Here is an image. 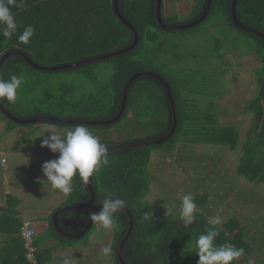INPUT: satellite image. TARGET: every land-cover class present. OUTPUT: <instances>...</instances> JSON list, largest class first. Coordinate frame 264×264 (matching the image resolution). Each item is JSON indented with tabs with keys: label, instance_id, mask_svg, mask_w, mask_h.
Listing matches in <instances>:
<instances>
[{
	"label": "trees",
	"instance_id": "1",
	"mask_svg": "<svg viewBox=\"0 0 264 264\" xmlns=\"http://www.w3.org/2000/svg\"><path fill=\"white\" fill-rule=\"evenodd\" d=\"M5 2L7 3V0ZM231 2L232 0H211L208 15L202 22L188 29L177 30L164 29L159 25L156 19V0H118V10L121 15L133 25L138 33L136 46L132 50L119 55L86 63L79 67L60 70L81 69L101 61L111 62L114 71L109 82L112 100L108 115L63 117L38 112L25 117L52 116L60 119H110L120 109L124 85L131 76L141 72L150 71L159 75L170 87L177 121L173 136L160 145H139L125 150L108 151L110 163L101 167L98 172H94L88 178L95 194L93 204L83 209H70L58 215V223L64 231L71 234L81 232L89 221L90 214L102 204L105 197L112 194L111 199L119 198L126 202L125 206L133 216V228L121 252L122 259L126 264H197L198 255L194 249L195 241L201 233L213 227L219 230V236L216 238L217 245L227 243L234 245L236 248L244 249V255L232 261L231 264H247L249 257L254 253V247L247 239L246 225L240 219L234 217L219 225H213L209 217L202 211L207 202L205 193L194 196V202L197 205L194 212L196 220L188 227H185L181 221L180 212L172 210L156 211L153 205L146 200L151 183L147 166L151 152L155 148L170 150L177 138L190 136L192 132L205 143L222 145L235 151L239 143L240 131L235 126H228V124L224 126L216 122L211 123V112L208 110L203 114L209 125L198 133L193 132L188 122L190 116L185 112L189 109L183 108L185 106L184 99L179 96L173 81L156 69L149 68L145 65L144 60L135 57L143 42L153 41L155 43L158 32L166 36V34H178V32L196 29L205 23L210 16L216 14L223 16V24L254 40L247 42L244 47L246 49H242L246 52L256 53L260 59V66L256 78L258 84L256 96L253 100H250L245 109L247 113H251L252 119L241 143V155L236 167V174L252 183H264V40L251 32L239 29L233 23ZM205 4L206 0H191L188 18L184 21H178L173 13L164 15L161 8L162 21L167 25L188 23L201 15ZM9 7L17 23V30L10 36L0 35V58L7 52L17 50L25 53L33 62L39 65H64L123 49L130 45L134 38L130 28L116 16L114 0H24L23 8L13 5H9ZM235 10L236 16L242 24L264 34V0H237ZM29 25L35 29V32L30 42L24 44L19 41L18 37L24 28ZM4 27L3 24H0V32L4 30ZM76 31L81 34L86 33L91 38H87V42L83 38L78 39L75 36ZM95 33L99 35L94 36ZM151 50L155 51L156 48L149 47V52ZM234 52L232 50L230 53ZM64 54L70 57L68 62L58 60ZM39 60L46 62L43 63ZM34 72L49 73L32 67L19 54L9 55L0 66V75L5 80L12 75L24 77L27 73ZM143 82H150L161 93L156 91L159 94L156 99L157 103L162 106V113L159 114V116H162V120L155 119L152 123L156 132L130 140L100 141L106 147H121L140 140L158 139L169 133L173 118L166 89L159 80L148 75H141L130 84L127 91L125 111L118 121L109 125L85 126L88 128H109L119 122L127 115L129 102H131L133 96L131 93L133 87ZM0 102L13 113L9 109V102L6 99H0ZM86 107L79 104L81 110ZM17 117L23 118L21 116ZM3 121L7 123L9 130L14 126H29L41 123L19 124L8 120L0 111V122ZM77 125L80 124H58L61 127H75ZM72 188V192L67 194L65 201L46 217L47 229L44 232L45 234L43 233V238L39 236L36 238L35 235L33 244L39 264H45L49 261L51 251V247L42 248L39 243L42 244L44 241L54 239L59 245H63L73 241V239L62 236L52 221L54 212L59 208L80 205L90 201L91 193L79 175L73 177ZM18 203V197L8 193L4 204L0 205V234L6 239V246L0 250V253H2L0 254V264H29L25 257L26 250L23 247L20 235L23 222L29 219L20 220L18 218V211L16 210ZM145 214L150 218L144 219ZM95 223L93 221L90 229ZM128 227L129 217L127 212L122 209L115 214V224L112 228L111 264H120L117 259V250L126 235ZM6 253H8L7 256H2Z\"/></svg>",
	"mask_w": 264,
	"mask_h": 264
},
{
	"label": "rangeland",
	"instance_id": "2",
	"mask_svg": "<svg viewBox=\"0 0 264 264\" xmlns=\"http://www.w3.org/2000/svg\"><path fill=\"white\" fill-rule=\"evenodd\" d=\"M190 3L191 0H164L162 10L164 15L173 13L178 21H184L188 18ZM75 33L78 39L83 38L86 42L91 38L86 33ZM250 40L254 41L223 24V16L216 14L196 29L166 36L158 32L155 43L143 42L135 57L173 81L179 96L184 99L183 108L189 109L185 112L190 116L188 122L193 132L198 133L209 125L203 114L208 110L211 123L228 124L240 131L235 151L205 143L192 132L190 136L177 138L170 150L155 148L147 166L151 183L146 200L156 211L180 212L184 194L191 193L194 197L205 193L207 202L202 211L210 220L220 217L224 222L234 217L244 222L247 239L254 247V257H249L247 264H264V183H252L236 174L241 143L252 119L245 109L258 90L256 78L260 59L256 53L242 50ZM149 47L156 50L149 52ZM231 49L235 52L230 53ZM58 60L68 62L70 57L64 54ZM113 71L111 62L101 61L75 70L27 73L22 77L16 101L9 102L8 107L15 116L23 118L38 112L63 117L108 115L112 100L109 82ZM156 91L160 93L150 82L136 84L125 117L112 127L89 130L100 141L116 142L154 134L153 121L162 120L159 116L162 106L157 103L159 94ZM79 104L87 109L81 110ZM73 128L41 122L14 126L9 130L6 122H0V160L3 155L8 157L16 146L22 150L24 143L35 149V153L39 151L41 155L51 157L56 153L41 147L43 136H48L49 131L64 134ZM28 186L32 190H41L34 183ZM43 201L45 197L41 196L38 205L41 206ZM34 229L36 238H43L44 231L38 233ZM87 233L69 243L75 248L73 252H68L53 239L39 243L42 248L52 246L48 264H64L65 261L68 264H111V256L104 255L101 248L111 247L112 228L105 229L96 222Z\"/></svg>",
	"mask_w": 264,
	"mask_h": 264
},
{
	"label": "clouds",
	"instance_id": "3",
	"mask_svg": "<svg viewBox=\"0 0 264 264\" xmlns=\"http://www.w3.org/2000/svg\"><path fill=\"white\" fill-rule=\"evenodd\" d=\"M9 5L23 8L24 0H7V3L5 0H0V24L5 26L4 30L0 32L2 36H10L17 30V23ZM34 32L35 29L31 25L26 26L18 37L19 41L28 44ZM22 82L21 76L12 75L5 80L0 75V99L14 103L17 99V90ZM48 133V136H43L41 147H47L51 152L59 155L57 158L43 163L42 172L46 179L40 181L42 184L50 183L51 188L69 194L73 190L72 179L74 176L79 175L84 182H87L94 172H98L101 167L110 163L106 145L101 143L99 138L83 124L75 126L64 134L56 131ZM111 195L104 198L99 211L90 214V219L105 229L113 228L115 214L121 211L126 203L119 198L111 199ZM196 208L193 195L191 193L184 194L179 215L185 227L195 222ZM149 218L145 214L144 219ZM222 222L220 217L211 218L213 225H219ZM218 236L219 230L214 227L198 236L194 244L195 252L198 255L197 264H231L232 261L244 255L243 248H236L227 243L217 245L216 238ZM111 251L110 246L101 248L104 255H110ZM64 264H68V262L65 261Z\"/></svg>",
	"mask_w": 264,
	"mask_h": 264
},
{
	"label": "water",
	"instance_id": "4",
	"mask_svg": "<svg viewBox=\"0 0 264 264\" xmlns=\"http://www.w3.org/2000/svg\"><path fill=\"white\" fill-rule=\"evenodd\" d=\"M236 2H237V0H232V2H231V18H232L233 23L239 29L247 31V32H251V33L261 37L264 40V34L260 33L259 31L255 30V29H252L250 27L245 26L244 24H242L238 20V18L236 16V10H235ZM210 6H211V0H206L205 8H204V10L202 11L201 15L198 18H196V19H194V20H192V21H190L188 23L167 25V24H165L162 21V16H161L162 0H156V19H157V22L159 23V25L162 28H164V29H177V30L188 29V28H191V27H194V26L198 25L200 22H202L206 18V16L208 15V12L210 10ZM114 10H115L116 16L124 24H126L130 28V30L133 32V34H134V38H133L132 43L130 45H128L127 47L123 48V49H120V50H117V51H114V52H111V53H108V54H104V55L94 56V57L87 58V59H84V60H81V61L72 62V63H68V64H64V65H57V66H43V65L36 64L25 53H23L22 51L15 50V51L7 52L6 54H4L0 58V66L3 63V61L9 55L19 54V55L23 56L32 65V67H34L36 69H39L41 71L56 72V71H60V70L68 69V68L79 67V66L84 65L86 63L103 60V59H106V58H109V57H112V56H115V55H119L121 53L128 52V51L132 50L136 46V44L138 42V33H137L136 29L133 27V25L130 22H128L121 15L120 11L118 10V0H114ZM141 75L151 76V77L159 80L164 85V87L166 89V92H167V96H168L169 101H170L171 110H172V118H173L172 127H171L169 133H167L165 136H163L161 138L150 139V140H140V141H136V142L127 144L125 146H121V147H107V150L109 152H114V151L129 149L131 147L139 146V145H160V144L166 142L168 139H170L173 136L177 121H176V112H175V107H174V104H173V98H172L170 87H169L168 83L162 77H160L159 75H157V74H155L153 72L137 73V74L131 76L128 79V81L126 82V84L124 85V88H123L120 109H119L118 113L114 117H112L110 119H106V120L60 119V118H56V117H52V116H36V117H31V118H20V117L15 116L8 109H6L2 105L1 102H0V111L3 113V115L8 120L14 121V122L19 123V124H33V123H38V122H51V123L60 124V125H62V124L63 125L84 124V125H93V126L109 125V124H111L113 122L118 121L122 117V115H123V113L125 111L126 97H127L128 88H129L130 84L137 77H139ZM85 183L88 186V189H89V191L91 193L90 201L87 202V203H84V204H80V205L61 207V208H59L58 210H56L54 212L53 217H52V221H53V224H54L55 228L58 230V232L62 236L66 237L68 239H73L74 240V239H79V238L83 237L89 231V229H90V227H91V225L93 223V221L91 219H89V221L87 222V224L83 228V230L81 232H79V233H76V234H71V233H68V232L64 231L62 229V227L58 223V215L60 213H62L64 211H67V210H70V209H83V208L93 204L94 199H95L94 190H93V188H92V186L90 184L89 179ZM100 207H102V204H100L98 207H96L93 212H97L100 209ZM123 209L127 212V215L129 217V227L127 229L125 237L121 241V243L119 245V248L117 250V259L120 262V264H126L124 262V260L122 259L121 252H122V249H123V246H124L125 242L127 241L129 235L131 234V231H132V228H133V216H132L131 211L126 206Z\"/></svg>",
	"mask_w": 264,
	"mask_h": 264
},
{
	"label": "crops",
	"instance_id": "5",
	"mask_svg": "<svg viewBox=\"0 0 264 264\" xmlns=\"http://www.w3.org/2000/svg\"><path fill=\"white\" fill-rule=\"evenodd\" d=\"M69 127L72 128L74 126ZM19 147L20 146H16L8 157L3 155L7 160H4V157H2L0 160V162H2L0 163V205L4 204L6 200V194L16 193V195H14L18 197L19 200V203L16 206L18 218H20V220H31L38 233L41 230L45 232L47 229L46 217L57 206L61 205V203H63L67 197V194L62 193L57 189L51 188L50 183L42 184L40 182L46 179L42 172L43 163L57 158L59 154L56 153L51 157H46L45 155H41L38 150V153H35L36 150L30 149L28 143L23 144L22 150H20ZM38 147V144H36V149H38ZM34 153L35 155H32ZM27 180H29L28 183ZM31 183L39 185L41 190H32V188L28 186V184ZM41 196L42 198L45 197V201H43V204L39 206L38 200L41 199ZM5 240V237L0 234V250L6 246ZM53 241L56 240L53 239ZM60 246H64L63 248H66L68 252H73L72 250L75 249L74 246H71L69 243ZM7 255L8 253L2 256ZM1 260L3 261V259ZM50 261L51 259H49V261L46 263L48 264Z\"/></svg>",
	"mask_w": 264,
	"mask_h": 264
},
{
	"label": "built area",
	"instance_id": "6",
	"mask_svg": "<svg viewBox=\"0 0 264 264\" xmlns=\"http://www.w3.org/2000/svg\"><path fill=\"white\" fill-rule=\"evenodd\" d=\"M20 235L23 242V247L26 250L25 257L29 264H39L38 259L35 255V247L33 241L35 239V229L32 226V222L26 220L23 222Z\"/></svg>",
	"mask_w": 264,
	"mask_h": 264
},
{
	"label": "bare ground",
	"instance_id": "7",
	"mask_svg": "<svg viewBox=\"0 0 264 264\" xmlns=\"http://www.w3.org/2000/svg\"><path fill=\"white\" fill-rule=\"evenodd\" d=\"M32 226H33V224H32ZM34 227V226H33Z\"/></svg>",
	"mask_w": 264,
	"mask_h": 264
}]
</instances>
